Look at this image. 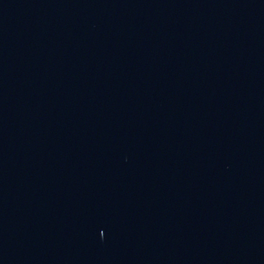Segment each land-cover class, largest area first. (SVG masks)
<instances>
[{
  "label": "water",
  "instance_id": "obj_1",
  "mask_svg": "<svg viewBox=\"0 0 264 264\" xmlns=\"http://www.w3.org/2000/svg\"><path fill=\"white\" fill-rule=\"evenodd\" d=\"M0 264H264V0H0Z\"/></svg>",
  "mask_w": 264,
  "mask_h": 264
}]
</instances>
